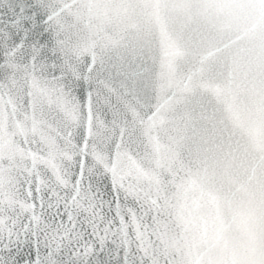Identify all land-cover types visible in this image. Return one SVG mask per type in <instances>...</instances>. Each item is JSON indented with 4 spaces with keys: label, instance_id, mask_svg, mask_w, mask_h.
Wrapping results in <instances>:
<instances>
[{
    "label": "snow or ice",
    "instance_id": "snow-or-ice-1",
    "mask_svg": "<svg viewBox=\"0 0 264 264\" xmlns=\"http://www.w3.org/2000/svg\"><path fill=\"white\" fill-rule=\"evenodd\" d=\"M0 264H264V0H0Z\"/></svg>",
    "mask_w": 264,
    "mask_h": 264
},
{
    "label": "water",
    "instance_id": "water-1",
    "mask_svg": "<svg viewBox=\"0 0 264 264\" xmlns=\"http://www.w3.org/2000/svg\"><path fill=\"white\" fill-rule=\"evenodd\" d=\"M259 163V154L252 151L245 157V165H256Z\"/></svg>",
    "mask_w": 264,
    "mask_h": 264
}]
</instances>
